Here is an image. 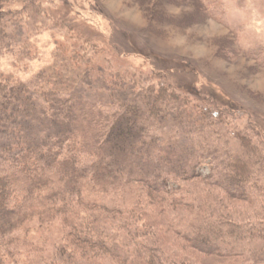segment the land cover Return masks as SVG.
Instances as JSON below:
<instances>
[{
    "label": "trees",
    "instance_id": "1",
    "mask_svg": "<svg viewBox=\"0 0 264 264\" xmlns=\"http://www.w3.org/2000/svg\"><path fill=\"white\" fill-rule=\"evenodd\" d=\"M5 1L24 6L18 13L4 12ZM198 1L234 33L245 30L240 11H231L232 4L244 11L245 0ZM49 21L34 0H0V56L17 48L29 58L30 35L45 30ZM246 50L264 66V44ZM79 56L84 60V53ZM74 67L77 73L67 82L47 70L17 83L0 81V264L10 243L48 214L70 215L81 206L155 209L159 205L149 202L151 196L176 195L183 202L191 196L183 187L199 184L209 195L198 214L178 225L187 246L206 255L263 258L261 131L251 122L240 126L228 108L196 103L166 75L155 81L103 67ZM216 189L248 208L232 211L214 196ZM78 219H70L68 235L81 234V241L103 248L112 260L163 264L155 248L134 243L127 225L113 235ZM150 222L160 231L156 220Z\"/></svg>",
    "mask_w": 264,
    "mask_h": 264
},
{
    "label": "rangeland",
    "instance_id": "2",
    "mask_svg": "<svg viewBox=\"0 0 264 264\" xmlns=\"http://www.w3.org/2000/svg\"><path fill=\"white\" fill-rule=\"evenodd\" d=\"M34 2L49 16V26L30 35L26 49L29 58L19 55L17 48L0 56V81L17 83L47 70L67 82L77 73L76 64L80 71L103 67L155 81L162 74L178 92L188 93L196 103L234 111L240 126L251 122L264 138V66L246 54V47L255 42L264 44V0H245L244 11L231 5L232 13L240 11L246 20V28L239 34L213 19L198 0ZM3 3L4 12L18 13L24 6L23 2ZM22 18L20 24L25 25ZM78 53H84V60ZM183 188V194L187 190L191 195L183 202L176 195H154L150 197L152 201L148 198L156 202V207L159 205L155 209L144 204L136 211L129 205L109 210L81 206L70 215L48 214L35 220L29 233H20L19 240L10 243L4 263H132L131 258L112 260L103 248L81 241V234L68 235L73 225L70 219L78 215L80 224L92 222V229H107L113 235L127 225L134 243L155 248L153 252L164 260L163 264H264V257L253 260L250 254L220 257L190 249L178 225L199 213L209 193L200 184L192 190L186 185ZM212 192L224 199L232 211L249 206L219 189ZM153 219L160 231L152 227Z\"/></svg>",
    "mask_w": 264,
    "mask_h": 264
}]
</instances>
